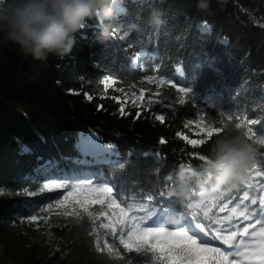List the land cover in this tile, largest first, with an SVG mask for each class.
<instances>
[{"label": "trees", "instance_id": "16d2710c", "mask_svg": "<svg viewBox=\"0 0 264 264\" xmlns=\"http://www.w3.org/2000/svg\"><path fill=\"white\" fill-rule=\"evenodd\" d=\"M124 5L127 12L113 21L108 39H97L99 23L90 20L63 60L53 55L47 61L35 60L20 55L11 42L0 44V244L4 257L14 264H112L109 257L95 251L87 223L55 213L47 223L26 219L63 195L60 191L38 195L43 184L69 183V172L80 176L77 170L84 167L93 175L114 177L112 186L118 185L121 195L139 199L141 193L146 197L168 190L173 183L165 185L164 181L174 178L179 166L201 165L190 156L192 146L182 143L175 133L191 135L183 123L196 118L193 110L217 119L211 114V104L201 100L191 107L177 106L178 97L170 85L157 88L143 80L145 75L164 73L150 68L134 71L125 52L158 51L156 63L166 64L169 71L182 66L191 83L196 67L204 65V78L194 84L198 91L231 96L242 112L249 110L253 119L264 122V0H212L207 11L199 10L196 0H124ZM153 7L162 11L165 20L158 28L142 23ZM205 23L210 31L203 30ZM137 24L139 29L134 27ZM207 65L220 69L224 78L218 79ZM105 75H111L120 89L143 87L148 96L164 101L165 123L149 113L138 118L135 113L121 116L111 100L92 94L88 100L83 95L85 83L94 91H111L102 83ZM259 126L264 123L255 128ZM89 133L99 144L113 146L107 155L96 154L112 161L93 167L92 162L71 160L73 155L88 156L81 144ZM161 137L168 143L160 144ZM250 141L257 146L254 160L259 163L264 146L256 143V137ZM211 144L200 149L202 155L210 153ZM25 188L37 196L17 209L7 199L24 194ZM185 205L177 207L185 209ZM0 264L5 263L0 260ZM132 264L141 261L133 258Z\"/></svg>", "mask_w": 264, "mask_h": 264}, {"label": "snow or ice", "instance_id": "6c2138e0", "mask_svg": "<svg viewBox=\"0 0 264 264\" xmlns=\"http://www.w3.org/2000/svg\"><path fill=\"white\" fill-rule=\"evenodd\" d=\"M210 28L207 23L203 25V30L210 31ZM218 40L225 44L228 42L226 39ZM125 55L134 66V71L150 68L164 73L145 75L143 80L155 84L157 88L170 85L175 90L172 94L178 97L177 106L191 107L201 100L205 103L211 101V114L217 119H210L205 112L196 113L193 110L196 118L183 123L185 130L191 129L200 138H191L187 131L175 133L182 143L192 146L190 156L202 162L199 167L208 156L202 155L200 149L223 135L228 127L243 129L247 139L256 137V143L264 146V137H258L253 128L264 122L250 119L231 96L225 98L215 92L212 96L201 95L192 87L182 86L189 83L188 77L180 67L169 71L166 64L156 63L158 51L150 53L141 49L136 55H128L127 52ZM140 60L147 61V65L140 63ZM206 67L218 79L224 78L220 69L211 65ZM166 75L170 78H166ZM191 76L192 83H198L205 76V66L198 65ZM174 80L179 82L174 83ZM109 82H112L111 85ZM102 83L107 88L114 86L115 80L111 75H105ZM145 91L141 87L139 95L133 92L132 99L128 101L129 106L135 109L137 118L141 116L143 108L157 105L153 95L145 100ZM83 95L88 100L93 99L87 92ZM125 98L128 99L127 95ZM112 99L120 102L121 96ZM164 103L160 101L161 105ZM118 112L121 116L128 114L124 103H119ZM155 119L161 124L165 123L163 114L156 113ZM159 142L162 145L168 143L164 137ZM112 147L104 148V154L107 155ZM81 149L85 155H96L101 152L102 146L89 133ZM247 171V177L236 187L215 189L203 199L194 195L185 205L183 219L178 221L166 218L170 211H179L168 190H158L155 195L148 194L146 197L141 193L139 200L131 201L121 197L118 185L114 192V177L99 172L91 180L75 176L72 177L77 180L74 183L52 180L43 184L38 189L39 193L63 189V195L26 219L30 223H47L49 216L55 213L58 217L87 223L95 251L109 257L112 264H132L133 258H139L141 264H264V154L259 157V165L254 160ZM164 183H174V178L169 176ZM257 188L259 193L253 194ZM23 193L28 196L37 194L27 188Z\"/></svg>", "mask_w": 264, "mask_h": 264}, {"label": "clouds", "instance_id": "9594fccd", "mask_svg": "<svg viewBox=\"0 0 264 264\" xmlns=\"http://www.w3.org/2000/svg\"><path fill=\"white\" fill-rule=\"evenodd\" d=\"M211 3L196 0V7L207 11ZM126 12L124 0H0V44L11 42L20 55L35 60L47 61L50 55L63 60L72 53L77 33L88 21L99 23L97 39L106 40L113 21ZM142 23L158 28L165 23L162 11L153 7ZM256 152L257 146L243 129L228 127L213 140L201 167L177 168L168 191L176 205L183 206L194 195L203 199L215 189L236 187L247 177ZM166 218L178 221L179 214L170 211Z\"/></svg>", "mask_w": 264, "mask_h": 264}, {"label": "rangeland", "instance_id": "374dc122", "mask_svg": "<svg viewBox=\"0 0 264 264\" xmlns=\"http://www.w3.org/2000/svg\"><path fill=\"white\" fill-rule=\"evenodd\" d=\"M111 83L112 82H109V85H111ZM84 86H85V89H86L87 93H89L90 95L92 94L93 96H97V97H100V98H103V99L105 98L106 100H111L112 101V105L114 107H117V108H119V103H124L125 107H126V111H127V113L129 115H131L132 113H135V109H133V108H131L129 106L128 101H129V99H132V93L133 92H135L136 95H139V91H127V90L121 91L120 88L117 87L116 85L109 86V87L106 88V90H111L110 92H107V91H94V90H91V88L86 83L84 84ZM117 95L121 96V101L120 102H117L114 99H112V97L117 96ZM126 95H127L128 99L125 98ZM147 97H148V95H147V92L145 91V100L147 99ZM153 98L157 100V105H154L152 108H143L141 110V114L142 113H145V114L149 113L150 116H154L155 117L156 113H160V114H163L165 116V114H164V111H165L164 104L161 105L160 101L156 97L153 96ZM190 137L193 138V139L200 138V137H198L196 135V133L194 131H191ZM103 148H105V147L102 146V149ZM106 159H108V161H110V158H106ZM73 161H74V159H73ZM75 161L86 162V160L84 158H78V157L75 159ZM57 169L58 168L56 167V170ZM83 178H87V179L91 180L90 174H87V173L83 175L82 179ZM74 182H77V180L74 179L71 183H74ZM59 191L63 192V189H55V190H52V191H46L45 193H42V196L43 195H49V194L57 193ZM38 195H41V193L38 194ZM36 196L37 195L28 196L26 194H17V195L9 196L7 200H9L11 202V204L15 208L19 209V208H24L25 206L31 204L33 202V200L36 198ZM0 260L3 263H5V264H14L12 261H10L9 259L4 257V255H3V247H2L1 244H0Z\"/></svg>", "mask_w": 264, "mask_h": 264}]
</instances>
